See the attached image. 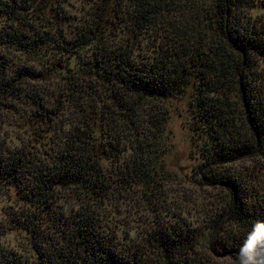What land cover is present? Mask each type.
<instances>
[{"label": "trees", "instance_id": "obj_1", "mask_svg": "<svg viewBox=\"0 0 264 264\" xmlns=\"http://www.w3.org/2000/svg\"><path fill=\"white\" fill-rule=\"evenodd\" d=\"M64 2L0 0V19L7 26L0 31V50L77 60L81 71L76 75L72 70L66 93L75 108L86 113L83 98L87 104L101 99L115 124L123 123L130 132L139 117L137 107L152 102L150 127L115 181L102 166L103 160L116 158L113 146L97 141L87 118L56 140L46 158L20 148L9 151L0 143V185L13 187L23 206L6 214L12 216L8 223L26 231L35 255L30 261L2 251L0 264H190L194 233L186 224L163 225L149 239L152 249L139 251L122 247L117 233L110 234L98 218L103 203L118 199L113 190L121 194L138 184L142 196L156 195L163 175L158 143L167 120L160 102L190 85L197 91L196 119L211 139L197 165V181L227 191L229 201L211 227L228 228L225 244L237 257L252 226L264 220V193L246 174L228 167L245 156L264 154V100L254 94L250 79L255 61L264 58V37L260 26L244 22L256 0H99L88 24L70 38ZM116 23L131 26L135 36L152 30L160 42L139 60L136 48L110 46ZM4 64L0 61V106L24 96L32 101L34 121L50 129L58 108H50L36 89L22 88L25 78L38 72L23 67L6 74ZM81 77H90L91 86L84 87ZM210 262L199 258L194 264Z\"/></svg>", "mask_w": 264, "mask_h": 264}, {"label": "rangeland", "instance_id": "obj_2", "mask_svg": "<svg viewBox=\"0 0 264 264\" xmlns=\"http://www.w3.org/2000/svg\"><path fill=\"white\" fill-rule=\"evenodd\" d=\"M261 1L264 2L256 0L244 22L250 24V28L260 26L264 37V3ZM98 2L99 0H65L64 8L69 16L66 23L69 38L72 37L73 31L88 24L87 21L92 18ZM115 26L110 46L119 47L125 44L130 46L128 48H136L134 56L139 60L143 52H154V42H160L161 37H157L154 34L156 32L152 33V30L135 36L131 32V26L125 23H116ZM6 27V23L0 19L1 33ZM19 27L22 28V25ZM90 51L91 49H86L87 55H90ZM58 57L48 53L45 57L36 59L18 52L0 50V61L5 63L4 66L7 65L6 74H14L23 67L29 68L31 72H38L34 78L30 75L25 78L22 88L36 89L50 108L56 107L59 110L53 117L55 124L45 131L44 127H39L34 121L35 109L30 105V99L21 96L16 101H4L0 106V143L5 144L9 151L20 148L34 152L39 158H46L51 148H56V140L63 138L72 125L78 127L79 122L87 118L97 141L113 146V156L116 158L114 161L103 160L102 166L110 180L115 181L118 169H124L123 165L131 162L135 147L142 141V134L150 127L148 112H151L149 106L152 102L151 105L137 107L140 108L139 117L135 119L136 127L132 126L130 132L125 129L123 123L115 124L113 113L107 112L101 99L98 102L87 101V104V99L83 98L81 101L88 111L84 113L75 108L66 95L70 82L67 78L72 74V70L76 75L81 71L77 60L67 57L63 62H59ZM54 64L56 66L53 68ZM252 76L250 79L253 92L256 95L259 93L264 100V58L255 61ZM90 81V77L80 79L84 87L91 86ZM196 97L195 85H190L185 93L160 102L163 104L167 120L158 143L162 153L159 166L163 175L156 186V195L142 196L138 184L122 190L121 194L113 190V198L118 199L103 203L104 206L98 208V218L111 229L110 234L117 233L122 247H137L139 251L152 249L148 243L149 239L163 225L170 228L186 224L194 233H191L194 251H190V264H194L199 258H208L211 261L209 264H235L236 257L225 244L228 228L224 226L219 230L211 227L214 219L222 213L229 201L227 191L219 186L200 185L197 181V165L204 159L203 148L211 143V139L203 129L205 124L196 119ZM153 105L154 108L158 106L157 103ZM135 137L138 141L131 142ZM230 166L232 171L246 174L247 181H251V185L264 193V154L256 157L245 156L228 165ZM22 208L18 192L11 186L0 185V257L2 251H5L9 255L33 261L35 255L30 246L29 235L21 227H12L11 223H8V218L12 216L6 215L22 211ZM189 244L191 245L190 242ZM210 248H215V252Z\"/></svg>", "mask_w": 264, "mask_h": 264}, {"label": "clouds", "instance_id": "obj_3", "mask_svg": "<svg viewBox=\"0 0 264 264\" xmlns=\"http://www.w3.org/2000/svg\"><path fill=\"white\" fill-rule=\"evenodd\" d=\"M235 264H264V220L257 221L247 233Z\"/></svg>", "mask_w": 264, "mask_h": 264}]
</instances>
